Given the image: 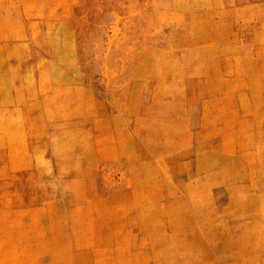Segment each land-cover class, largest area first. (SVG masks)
I'll return each instance as SVG.
<instances>
[{
	"label": "rangeland",
	"instance_id": "obj_1",
	"mask_svg": "<svg viewBox=\"0 0 264 264\" xmlns=\"http://www.w3.org/2000/svg\"><path fill=\"white\" fill-rule=\"evenodd\" d=\"M0 264H264V0H0Z\"/></svg>",
	"mask_w": 264,
	"mask_h": 264
}]
</instances>
